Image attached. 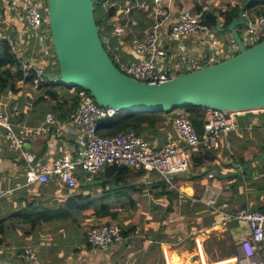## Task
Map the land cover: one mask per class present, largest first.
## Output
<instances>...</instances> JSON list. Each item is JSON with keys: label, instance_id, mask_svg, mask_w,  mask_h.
Instances as JSON below:
<instances>
[{"label": "crops", "instance_id": "1", "mask_svg": "<svg viewBox=\"0 0 264 264\" xmlns=\"http://www.w3.org/2000/svg\"><path fill=\"white\" fill-rule=\"evenodd\" d=\"M7 1L0 0V28L12 40L19 64L30 62L49 66L45 62L49 59L56 68L55 60L47 57V46L50 44L46 30L40 34L30 29L22 12L8 8ZM243 2L245 0H134V3L122 4L112 21L116 20L114 23L118 22L117 25L127 24V28L124 34L115 36L114 44L110 37L105 36L108 38V50L113 56L120 55L122 61L123 52L124 62L134 59L131 41L145 35L159 4L168 10L169 20L165 26L170 27L185 9L203 16L199 8L202 11L212 9L218 14L230 5H242ZM249 16L246 14V18ZM220 19L223 27V19ZM215 32L223 42H234L231 33L225 31L220 34L217 27ZM182 41L189 51L196 54L209 52L208 46L195 36L184 37ZM167 48L169 53L164 60L173 65L177 42L167 43ZM15 69L12 67V70ZM3 70L0 68V78ZM16 88L14 91L0 84V109L8 114L15 135L23 140V145L19 146L15 138L8 135L6 128L0 126V264H32L24 253L26 246L38 248V264H122L126 259L133 260L135 264H242L241 244L249 235L246 224L232 221L230 229L229 226L222 228L216 223L215 213L205 203L213 190L221 192V202H229L226 198L231 191L227 179L211 178L208 174L191 177L186 174L189 170L175 175L173 185H168L179 194L174 200L171 215L163 210L168 206L167 196L158 187L163 182L150 169L129 167L132 172L119 183H115L114 177H121L114 176L107 170L108 167L91 180L78 170L79 182L75 187H67L59 180L28 183V170L41 172L42 165H51L53 158L81 146L79 126L71 118L75 90L48 82L39 86L38 81L31 83L24 79L18 81ZM254 112L256 116L252 119L251 115L245 117L247 112L236 116L237 127L223 134L219 148L202 144L205 146L201 153L215 155L216 161H206L202 167H194L190 172L199 173L213 165L220 166L222 172H231L236 169L233 168L234 161L238 162L240 158L248 160L261 153L264 148V110ZM48 113L55 114L65 127V132L58 139L52 129H36ZM142 133L152 148L162 147L170 138L181 141L169 122H161ZM51 142H56L54 148L50 147ZM23 149L34 155L32 164L23 154ZM190 150L193 151V148L189 149V153ZM257 166L254 163L251 167ZM261 168L264 170V167ZM140 170L142 174H138ZM253 172L254 181L264 180L256 171ZM135 187L142 189L137 192ZM111 189L112 193L108 194ZM244 192L250 205H253L251 199L256 196L261 199L258 205L264 204V194H259L249 183L245 184ZM77 194L89 196L94 206L109 203L112 209L129 210V215L118 214L115 220L120 221L121 228L137 225L136 230L121 242H114L106 248L92 246L86 237L88 227L94 220L102 221L107 217L98 219L72 208L70 202ZM143 199L144 206L140 204ZM79 201L84 202V198ZM138 208H144L141 214L132 212V209ZM46 214L52 215V218L39 222L38 218ZM228 230L239 244L240 257L210 259L205 249L210 236L217 234L228 242Z\"/></svg>", "mask_w": 264, "mask_h": 264}, {"label": "built area", "instance_id": "2", "mask_svg": "<svg viewBox=\"0 0 264 264\" xmlns=\"http://www.w3.org/2000/svg\"><path fill=\"white\" fill-rule=\"evenodd\" d=\"M47 0H8V8L21 11L27 26L34 30H46L49 35ZM159 2L160 0H156ZM169 20L167 8L159 4L152 14V24L142 38H135L132 42L134 59L124 62L120 55L113 56L114 62L126 75L147 83H161L176 74L196 70L221 59L234 55L238 48L235 43H225L217 35L214 28L203 21L202 15L189 9L181 12L179 19L170 27L165 24ZM127 24L114 26L113 36L125 33ZM195 36L208 46V53L189 55V49L182 39ZM241 37L245 46L250 47L264 40V15L257 18L249 16L241 29ZM4 40H8L15 49L12 40L5 30L0 28V48ZM108 42V38L105 37ZM176 51L180 56L169 68L164 59L169 50L167 43H176ZM180 67L182 72H177ZM25 70H34L39 76L45 74V68L38 64L25 63ZM78 97L77 110L72 115L73 121L79 126L81 146L69 154L53 158L51 166H41V172L30 169L26 173L28 183L49 182L59 180L67 187L77 186L79 180L76 175L82 171L91 180L105 167L114 165L128 166L136 169H150L160 179L173 185V176L187 172L190 168L189 149L203 143H210L215 148L221 146L220 140L224 133L237 127L235 115L237 112L224 110H210L205 118L204 133L197 132L188 114L179 113L173 118V125L181 141L171 138L168 144L159 150H153L148 142L140 137L136 130L125 134L104 137L98 133L99 129L109 119H114L119 111L111 107L99 106L87 89L81 88L76 92ZM122 112V111H121ZM0 126L6 128L8 135L15 138L19 146L23 140L15 135L8 114L0 109ZM52 129L57 138L64 132V125L53 113H48L39 131ZM56 142H51L54 148ZM30 164L34 156L23 150ZM213 178L214 174H209ZM220 191L213 190L212 195L205 199L206 205L215 213L217 224L226 229L232 221L245 223L249 232L242 242V264H264V212L251 209H234L229 202L219 200ZM87 241L92 246L106 248L114 242H121L124 237L120 226L113 222L91 225L86 232ZM24 253L32 264H38V248L26 246ZM236 259V258H235ZM122 264H135L126 259Z\"/></svg>", "mask_w": 264, "mask_h": 264}, {"label": "water", "instance_id": "3", "mask_svg": "<svg viewBox=\"0 0 264 264\" xmlns=\"http://www.w3.org/2000/svg\"><path fill=\"white\" fill-rule=\"evenodd\" d=\"M46 2L51 44L59 64L56 73L44 74L50 83L85 88L99 106L125 112H170L192 106L225 111L264 109V40L247 47L239 31L246 24L245 10L251 0L243 2L227 29L221 19L217 21L218 31L231 33L236 54L154 84L126 75L114 62L100 36L96 0ZM254 163L264 167V148L234 171L222 172L213 165L186 174L199 177L215 171L217 178L228 179L242 176Z\"/></svg>", "mask_w": 264, "mask_h": 264}, {"label": "trees", "instance_id": "4", "mask_svg": "<svg viewBox=\"0 0 264 264\" xmlns=\"http://www.w3.org/2000/svg\"><path fill=\"white\" fill-rule=\"evenodd\" d=\"M130 4L134 3V0H96L95 4V15H96V22L100 29V36L104 40V37H110L112 39V43L114 44L115 36H113L114 31V25H113V17L116 16L118 9L122 4ZM240 4H237L235 6H229L225 10L220 11L218 14H216L212 9H208L205 11H202V8H199L198 11H201L203 13V21L214 28L216 30V24L217 21L222 18L223 19V28L227 29L229 24L232 22L233 19L237 18L239 10H240ZM245 14L252 16L253 18H257L260 15H264V0H251L249 5L247 6L245 10ZM244 27V26H242ZM240 27V29H242ZM218 33V32H217ZM221 34V32H219ZM114 37V38H113ZM49 44L48 47V53L47 57H52L56 64V68H53V65L50 61L49 66H42L45 67V71L47 72H53L56 69V72L58 71L59 64L57 61V58L55 56L53 46L51 44L50 39V33H49ZM105 45V43H104ZM106 49L108 50V47L105 45ZM109 54L113 58V54L108 50ZM122 52V51H121ZM121 56L123 57V60L125 61V56L123 52L121 53ZM49 60V59H47ZM45 60V62L47 61ZM12 67H15V70H12ZM0 68H4L2 72V76L0 78V84L6 88L10 87L12 90L16 91L17 83L19 80H26L31 83L39 82V86L45 85L46 80H42L43 77H40L36 74L34 70H25L23 69V64H19V58L17 57L14 48L9 43L8 40H4L1 48H0ZM67 89H78L77 86H67L65 87ZM56 96V95H55ZM73 109L75 111L77 105H78V97L77 95H73ZM209 109L204 107H186L185 112L188 113L190 121L195 126L197 132L199 134L204 133V119L207 115ZM264 109H261L260 111H263ZM254 114V115H253ZM177 113L175 112H154V113H137V112H121L119 113L114 119H109L105 125H103L99 129V133L105 136H113L118 135L121 133H125L130 129H137L138 131L143 132L145 129L148 128H155L157 124L161 122H169L173 117H175ZM251 115V116H250ZM246 116H250V118H254L255 112H247ZM205 146V145H204ZM202 144H200L197 147L193 148V151L190 150V156L191 160L193 162L194 167L200 168L202 167L206 161L215 162L216 156L213 154H207V153H201L202 149L204 148ZM199 147V148H198ZM246 162L245 158H242L240 160V163L243 164ZM108 171H110L114 176L115 183H119L123 178H127L130 172H132V169L128 166H110L107 168ZM256 171L262 178L264 179V170L261 167H250L247 171H245L242 176L240 177H231L228 178V186L229 190L231 191V194L227 196V200L231 203L232 207L236 210L241 209H251V210H258L261 212H264V204L258 205V202L261 200L258 199V197H253L251 199V202H253V205H250V203L247 202L246 199V193L244 192V186L246 183L250 184V187H255L256 191L259 192V194H264V180L254 181L253 176L254 172ZM143 171H139L138 174H142ZM185 178L191 180L190 177L185 176ZM199 179V178H198ZM118 188L120 186H117ZM158 187H161V191L164 195L167 196L168 199V206L164 208L166 213L171 215L173 213V206H174V200L179 195L176 190L169 188L167 183H161ZM114 189V188H112ZM108 190V194L112 193L113 190ZM121 189V188H120ZM142 188H136L135 191H141ZM119 190V189H118ZM117 190V191H118ZM79 196H83L82 194H77L73 196L72 208L77 209L78 211H81V213L86 212L87 210L93 209V212L86 213L89 216L92 215L95 218H104V217H110L111 219L115 220L119 214L117 210H114L111 208V205L109 203H102L99 206H94V203L90 200V197H82L80 199L84 198V202H80ZM71 204V205H72ZM132 205L134 206L135 203L133 202ZM52 215H42L38 218L39 222L46 221L48 219H51ZM232 226H229V229ZM121 228V227H120ZM137 228V225H133L132 227H123L121 228L123 237H128L131 233H133ZM2 231V227L0 226V232ZM227 241H224V239H221L217 236V234H213L210 236L207 244L205 245V249L208 253V256L212 260H216L224 258V257H230V256H239V250H238V242L233 238V235L231 234V231H227Z\"/></svg>", "mask_w": 264, "mask_h": 264}, {"label": "rangeland", "instance_id": "5", "mask_svg": "<svg viewBox=\"0 0 264 264\" xmlns=\"http://www.w3.org/2000/svg\"><path fill=\"white\" fill-rule=\"evenodd\" d=\"M241 7V6H240ZM245 19H246V14H245ZM116 20H113V25L115 26V25H117V23H114ZM240 31V30H239ZM228 33H230V32H228ZM240 34H241V32H240ZM103 42L105 43V45L107 46V43L108 42H106L105 41V37H104V40H103ZM132 42H133V40L131 41V47H132ZM235 45H236V43H235ZM237 46V45H236ZM189 55H196V53H194V52H192V51H189ZM178 56H180V53L178 52V51H174L173 52V57H172V61H173V64L175 63V61H176V58L178 57ZM46 64L47 65H49L50 64V61L49 60H47L46 61ZM164 65H167V67L166 68H169L171 65H168L167 64V62H164ZM24 69V68H23ZM176 70H177V72H182V69L180 68V67H177L176 68ZM45 73H47V71H45ZM53 73V72H52ZM37 74V73H36ZM38 75V74H37ZM39 76V75H38ZM40 77H43L42 78V80H46V82H48V83H50L48 80H47V78H45L44 77V75H41ZM51 84H54V83H51ZM60 85V84H59ZM61 86H64V87H67V86H65V85H61ZM82 87H78V89H74L75 90V95H76V92L79 90V89H81ZM72 89V88H71ZM85 89V88H84ZM90 92V91H89ZM91 94V93H90ZM94 98V97H93ZM77 102H78V100H77ZM77 107H78V105H77ZM77 107H76V109H75V111L77 110ZM185 108H182V109H179V110H174V111H170V112H175V113H177V115L179 114V113H185V114H188V113H186L185 111ZM210 110H215V109H209L208 110V112L210 111ZM261 109H256V110H253V112L254 111H260ZM74 111V112H75ZM225 111V110H224ZM74 112L71 114V118H72V115L74 114ZM122 112H125V111H122ZM208 112H207V115H208ZM228 112H237V114L235 115V117L237 116V115H239L240 113H243V112H250V111H228ZM137 113H139V112H137ZM144 113H148V112H144ZM149 113H154V112H149ZM55 115V114H54ZM176 115V116H177ZM206 115V116H207ZM189 117V116H188ZM45 118H46V116H45ZM174 118V117H173ZM173 118L169 121V123H171V125H173ZM206 118V117H205ZM45 120V119H44ZM58 120V119H57ZM173 120V121H172ZM59 121V120H58ZM236 121L238 122V120H237V118H236ZM44 122V121H43ZM42 122V123H43ZM204 122H205V119H204ZM41 123V124H42ZM105 125V124H104ZM174 126V125H173ZM175 128V127H174ZM37 129V128H36ZM51 130V129H50ZM130 130H133V129H130ZM130 130H128L127 132H129ZM134 130H136L137 131V133H138V135L140 136V137H142L146 142H148L149 144H150V142L145 138V136L143 135V133L141 132V131H138L137 129H134ZM176 130V129H175ZM127 132H125V133H127ZM98 133H99V131H98ZM125 133H121V134H125ZM100 134V133H99ZM100 135H102V134H100ZM118 135H120V134H118ZM202 135V134H201ZM102 136H104V137H111V136H105V135H102ZM113 136H115V135H113ZM57 138V137H56ZM58 139V138H57ZM171 139V138H170ZM169 139V140H170ZM169 142V141H168ZM168 142L165 144V145H163L162 147H160V148H151V149H153V150H159V149H162V148H164L167 144H168ZM203 144H210V143H203ZM22 146V145H21ZM150 146H151V144H150ZM192 148H194V147H192ZM191 149V148H190ZM24 150V149H23ZM26 151V150H25ZM29 154H31L30 152H29ZM65 154H69V152H66V153H64L63 155H65ZM33 155V154H32ZM34 156V155H33ZM189 157H190V168H189V172H190V170H194L195 168H194V165L192 164V161H191V156H190V154H189ZM27 158V157H26ZM28 159V158H27ZM242 158H240L239 160H238V162H236V161H234V165H233V168H237V166L238 165H242L241 163H240V160H241ZM192 164V165H191ZM42 166H51V165H42ZM250 168V167H249ZM133 169H136V168H133ZM211 173H213L214 174V177H217L216 176V173H215V171H212V172H210V173H208V175L209 174H211ZM175 176V175H174ZM174 176H173V178H174ZM162 180V179H161ZM162 182L163 183H167V182H165V181H163L162 180ZM168 184V183H167ZM168 185H170V184H168ZM140 204H142L143 206L145 205V203H144V199H143V201H141L140 202ZM143 209L144 208H138V209H136V210H133L132 209V212H134V213H137V214H141L142 212H143ZM114 210H116V209H114ZM164 210V209H163ZM118 211V210H117ZM90 212H93V209H91V210H87L86 211V213H90ZM119 212V215H121V214H123V215H129L130 214V212H129V210H121V211H118ZM136 217H137V215H136ZM105 222H113V223H116V224H118L119 226H120V221H116V220H113V219H111L110 217H107V219L106 220H102V221H97V220H94L93 221V223L91 224V225H94V224H96V225H99V224H101V223H105ZM90 227V226H89ZM88 227V228H89ZM124 262V261H123ZM212 262V261H211ZM213 263V262H212Z\"/></svg>", "mask_w": 264, "mask_h": 264}, {"label": "clouds", "instance_id": "6", "mask_svg": "<svg viewBox=\"0 0 264 264\" xmlns=\"http://www.w3.org/2000/svg\"><path fill=\"white\" fill-rule=\"evenodd\" d=\"M243 26H244V25H243ZM49 32H50V31H49ZM240 32H241V29H240ZM234 43H235V41H234ZM237 51H238V50H237ZM236 53H237V52H236ZM236 53H235V54H236ZM224 59H225V58H224ZM221 60H223V59H221ZM219 61H220V60H219ZM217 62H218V61H217ZM214 63H216V62H214Z\"/></svg>", "mask_w": 264, "mask_h": 264}, {"label": "bare ground", "instance_id": "7", "mask_svg": "<svg viewBox=\"0 0 264 264\" xmlns=\"http://www.w3.org/2000/svg\"><path fill=\"white\" fill-rule=\"evenodd\" d=\"M118 110V109H117ZM119 111V110H118ZM119 113H121V111H119Z\"/></svg>", "mask_w": 264, "mask_h": 264}]
</instances>
